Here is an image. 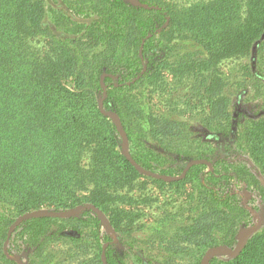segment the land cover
Returning <instances> with one entry per match:
<instances>
[{"label": "trees", "instance_id": "1", "mask_svg": "<svg viewBox=\"0 0 264 264\" xmlns=\"http://www.w3.org/2000/svg\"><path fill=\"white\" fill-rule=\"evenodd\" d=\"M263 34L264 0H0V264H199L233 248L264 202ZM244 58L229 79L221 63ZM109 111L141 169L203 162L168 182L140 173ZM140 177L178 203L135 236L121 205ZM208 262L264 264V225Z\"/></svg>", "mask_w": 264, "mask_h": 264}, {"label": "rangeland", "instance_id": "2", "mask_svg": "<svg viewBox=\"0 0 264 264\" xmlns=\"http://www.w3.org/2000/svg\"><path fill=\"white\" fill-rule=\"evenodd\" d=\"M263 37H264V34H263ZM243 62L244 63L246 62L245 58L238 59V60L228 59L221 63V68L227 74V77L231 79L236 74V69ZM259 66L262 69V74L264 76V57L259 59ZM103 113L108 117L107 112H103ZM123 149L128 150V141L124 142L122 140L121 147H120V152L122 154H123ZM139 172L146 176L155 178L154 176L150 174V173H155V172L146 171L143 169L141 170L139 169ZM156 179H159V178H156ZM135 182L136 183L130 188L128 187L124 189L128 196L133 197L134 201L133 202L131 201L132 203H130L129 205L122 204L121 207L123 209L121 210L125 211V214H128L129 216H133V218L135 219L134 222L136 223V225H135V228L133 229L134 230L133 234L137 236V235H143V232H146V226L155 224L156 220H158V218L160 217L159 214H160V211L162 210L161 209L162 206H165L170 203L171 204L178 203L176 200V196H178V194L169 187L158 189L157 187H154L153 184L150 183L148 180H146L144 177L138 178ZM90 208L92 209V207ZM38 210H50L51 212L58 214L57 217L62 218L70 213L79 211L81 209L79 207H75V208L57 209V210L42 208ZM92 210L98 215V212L96 210L94 209ZM33 211H37V210H33ZM251 211L253 213V221L249 226L239 230L235 246L230 249L229 248H215L213 251V255L210 258L216 257L218 259H228V258L234 257L235 254H238V252L241 250V248L246 243L248 238L263 227L264 225V202L262 203L257 202V208L251 209ZM138 214L140 215V217H138ZM100 215H101L100 217L101 232L107 233L111 237L113 243H118L119 242L118 234L113 230V228L109 224L107 217H105L103 213H100ZM136 226H138L139 228L136 229ZM207 250H205L203 255L206 253ZM23 262H24L23 260H19L18 264H23ZM66 264H76V263L73 261H70Z\"/></svg>", "mask_w": 264, "mask_h": 264}, {"label": "water", "instance_id": "3", "mask_svg": "<svg viewBox=\"0 0 264 264\" xmlns=\"http://www.w3.org/2000/svg\"><path fill=\"white\" fill-rule=\"evenodd\" d=\"M107 115L108 117L112 120V122L114 123V125L116 126L122 140L124 142H127V138H126V135H125V132L122 128V125H121V122L117 116V114H115L114 112H107ZM123 155L125 156V158L136 168V169H140L141 168L134 162V160L132 159V157L130 156L129 152L127 149H123ZM198 162H203L202 160H190L187 164H186V167L183 171V173L178 176V177H175V178H179V177H182L186 171V169L191 166L192 164H195V163H198ZM152 176H154L155 178H160L162 180H166V181H170V180H173L175 179L174 177H171V176H166V175H161V174H156V173H150ZM92 209L96 210L98 212V215H99V218L101 217L100 215V211L93 207L92 206ZM72 214V213H70ZM68 214V215H70ZM66 215V216H68ZM27 216H58V214H55L53 212H51L50 210H37V211H33V212H30L27 214ZM215 248H219V247H213V248H210L206 251V253L203 255L201 261L199 264H208V260L209 258L213 255V251ZM236 255V254H235ZM102 259H103V255H102Z\"/></svg>", "mask_w": 264, "mask_h": 264}]
</instances>
